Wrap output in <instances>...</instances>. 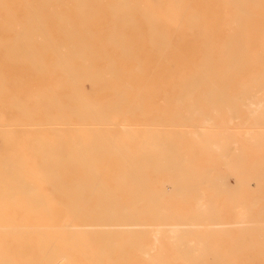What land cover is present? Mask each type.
I'll use <instances>...</instances> for the list:
<instances>
[{
  "label": "bare ground",
  "instance_id": "6f19581e",
  "mask_svg": "<svg viewBox=\"0 0 264 264\" xmlns=\"http://www.w3.org/2000/svg\"><path fill=\"white\" fill-rule=\"evenodd\" d=\"M12 1L0 264H264V0H174L139 43L54 41L35 7L21 31Z\"/></svg>",
  "mask_w": 264,
  "mask_h": 264
},
{
  "label": "rangeland",
  "instance_id": "374dc122",
  "mask_svg": "<svg viewBox=\"0 0 264 264\" xmlns=\"http://www.w3.org/2000/svg\"><path fill=\"white\" fill-rule=\"evenodd\" d=\"M6 1V0H5ZM10 1H12V0H10ZM16 1V0H15ZM21 1V0H20ZM17 2V6L18 7H16V6H10V8L12 7V9L15 11V16H16V20H17V22H16V20L14 21V23H15V25H14V28H17V27H19V25L21 24L22 25V27L23 26H25L24 27V30L25 31H27V30H29L30 29V26L29 25H31V23L30 22H28L27 21V19H29V13H27L28 12V10H26V9H28V8H30V7H35V8H37V11L38 12H36V14H37V16H39V17H41V18H43L41 21H43L44 22V24L46 25L44 28V30H48V31H46V32H49L50 30H51V36H50V39H52V40H54V41H59V40H83V41H92V42H97V41H105V40H107V38H106V36H108L109 35V30H110V34H111V38L108 36V40H114L115 38L117 39V40H121V41H128L129 40V43H139L140 42V40H144L145 38H146V40H148V39H155L156 37H151L150 36V33L152 34V33H156L157 31L159 32V31H161L162 30V27H160L161 25H163V26H165V25H167L168 24V22H169V24L167 25V26H171V25H173V24H175L176 23V21H174V20H168L166 17L167 16H170V17H174L175 15H176V11H174V9H175V4H174V0H167L168 2L167 3H163V0L161 1V0H82L83 1V3L82 4H84V5H82V4H80L82 1L81 0H27L28 1V3L26 2V0H22L21 2H26V3H21V2ZM46 1V2H45ZM74 1V2H73ZM99 1V2H98ZM131 1H133V3H130ZM161 1V2H160ZM165 1V0H164ZM34 2V3H33ZM66 2V3H65ZM79 2V3H78ZM117 4V5H115V6H117L116 7V9H118V10H116L114 7V4ZM118 2V3H117ZM122 3L123 4V6H122V4H119V3ZM124 2V3H123ZM128 2V3H127ZM153 2V3H152ZM157 2H159V3H157ZM166 2V1H165ZM11 3V2H10ZM9 3V4H10ZM12 3H13V1H12ZM21 3V4H20ZM45 3V4H44ZM63 3H65L63 6L65 7V9H64V7H61V5L60 4H63ZM77 4V6L75 5V4ZM136 3V4H135ZM160 3H162V4H160ZM20 4V5H19ZM25 4H26V6H25ZM32 4V5H31ZM66 4H67V7H66ZM111 4V5H110ZM113 4V5H112ZM146 4V5H145ZM164 4H166L165 5V7H164ZM16 5V4H15ZM28 5V6H27ZM38 5V6H37ZM87 5V6H86ZM121 5V6H120ZM144 5V6H143ZM158 5V6H157ZM192 4H187L186 5V9H188L187 11H190V6H191ZM23 6H25V9H24V7ZM40 6V7H39ZM46 6V7H45ZM50 6V7H49ZM56 6V7H55ZM69 6H72V7H74V8H69ZM108 6V7H107ZM114 6V7H113ZM119 6V7H118ZM161 6H163L162 7V9L164 10H161V11H159V9L161 8ZM167 6V7H166ZM26 7H28V8H26ZM48 7H49V9H48ZM54 7V8H53ZM82 7H84L83 8V10H82V12H81V9H82ZM113 7V8H112ZM123 7V8H122ZM126 7V8H125ZM147 7V8H146ZM154 7V8H153ZM1 8H3V7H1ZM5 8V7H4ZM3 8V9H4ZM42 8V9H41ZM66 8H68L67 10H69V13H68V11L66 12L65 10H66ZM76 8H79V10L78 9H76ZM110 8H112V9H110ZM144 8V9H143ZM149 8V9H148ZM3 9H1V11H3ZM42 10V11H39V10ZM75 9V10H74ZM108 9V10H107ZM152 10V12H151V10ZM118 11V12H116V11ZM167 10V11H166ZM57 11V12H56ZM71 11V12H70ZM100 11V12H99ZM113 12V14H112V12ZM133 11V12H132ZM137 11V12H136ZM148 11H150V14L148 13ZM156 11V12H155ZM30 12V11H29ZM49 12H51V13H49ZM74 12V13H73ZM78 12H81V14L80 13H78ZM96 13V14H94V15H98L99 14V16H98V19H97V21L99 20V25L101 26L100 27V29L102 30L103 29V31H102V34H100L101 33V30L100 29H98V30H96V28H94V27H92L91 25H92V22H91V25L90 24H88V23H90V22H88V23H86L87 21H86V19L88 18L89 20H93V19H90V17L89 16H93L92 14L93 13ZM115 12V13H114ZM2 13V14H1ZM9 13V12H8ZM146 13H148L150 16H146L145 14ZM159 13H160V15H159ZM167 13V14H166ZM169 13H170V15H169ZM4 14H6V11H5V9H4V11L3 12H0V18H2L3 16H4ZM10 14V13H9ZM8 14V15H9ZM47 14L49 15L48 17H47ZM54 14H55V16H57V18L59 17V16H61L62 15V17H59L58 19L55 17V19H54V17H52V15L54 16ZM60 14V15H59ZM67 15L66 17H65V15ZM69 14H71L70 16H69ZM83 14V15H82ZM147 14V15H148ZM164 14H166V15H164ZM26 15V16H25ZM30 15H31V13H30ZM111 15V16H110ZM172 15V16H171ZM2 16V17H1ZM79 16V17H78ZM84 16V18L82 19L81 17H83ZM132 16V17H131ZM141 16V17H140ZM151 16H152V18H151ZM160 16V17H159ZM27 19H26V18ZM70 17V18H69ZM114 17V18H113ZM130 18V19H126V18ZM150 18V22H149V18ZM159 17V18H158ZM45 18V19H44ZM75 18V19H74ZM77 18V19H76ZM92 18V17H91ZM93 18H95V17H93ZM103 18V19H102ZM140 18V19H139ZM161 18H163V19H161ZM59 19H60V21L61 22H59ZM79 19V20H78ZM145 19V20H144ZM147 19V20H146ZM160 19V20H159ZM19 20V21H18ZM24 20V21H23ZM52 20V21H51ZM57 20H58V22H57ZM67 20V21H66ZM131 22H130V21ZM142 20V21H141ZM163 20H165V21H163ZM4 21V22H3ZM26 21V22H25ZM63 21V22H62ZM85 22L84 23V26H82L83 25V22ZM127 21V22H126ZM129 21V22H128ZM145 21V24L144 25H146V26H144V25H142L143 24V22ZM152 21V22H151ZM162 21V22H161ZM0 22L2 23L1 25H0V27H3L4 25H6L5 24V20H0ZM20 22V24L19 25H17L16 26V24H18ZM82 24H81V23ZM94 22V21H93ZM165 22H167V23H165ZM7 23V22H6ZM26 23V24H25ZM68 23H69V25H68ZM72 25H71V24ZM80 23V24H79ZM97 23V22H96ZM96 23H95V25H96ZM140 23H141V25H140ZM149 23L151 24V26L149 25ZM160 23H162V24H160ZM171 23V24H170ZM7 24H9V23H7ZM56 24H57V26H56ZM60 24V25H59ZM67 24V25H66ZM109 24V25H108ZM80 25V26H79ZM90 25V26H89ZM94 25V24H93ZM113 25V26H112ZM58 26H59V28H58ZM98 26V25H97ZM97 26H95V27H97ZM22 27H19V29L21 28V31H23V29H22ZM57 27V28H56ZM99 27V26H98ZM112 27H114L113 29H114V31H112ZM150 27V28H149ZM154 27V28H153ZM14 28H12V30L14 31V32H16L17 31V33H18V30L17 29H15L14 30ZM29 28V29H28ZM80 28V29H79ZM136 28V29H135ZM9 29V28H8ZM74 29V30H73ZM105 29V30H104ZM134 30V32H133V30ZM151 29V30H150ZM69 30H70V32H69ZM88 30V31H87ZM136 30V31H135ZM13 31H12V33H13ZM20 31V32H21ZM24 31V32H25ZM78 33H77V32ZM87 33H86V32ZM5 32L6 31H1V36H7V37H9V38H11V39H13V37L15 36L20 42H24L25 40H24V38L25 37H21L20 36V38H18L16 35H14V34H12V33H10L11 32V30H10V32H8V34H7V32H6V35H5ZM88 32H91V33H88ZM103 32H104V34H103ZM123 32V33H122ZM50 33V32H49ZM64 33V34H63ZM76 33V36L74 35ZM86 33V34H85ZM108 33V34H107ZM114 33V34H113ZM19 34V33H18ZM115 34H116V37H115ZM13 36V37H10V36ZM66 35V36H65ZM68 35V36H67ZM74 35V36H73ZM120 35V37H117V36H119ZM105 36V37H104ZM124 36V38H122ZM67 37V38H66ZM77 37V38H76ZM142 37V38H141ZM144 37V38H143ZM149 37V38H148ZM16 38H14L15 40H16ZM23 38V39H22ZM42 39H46V38H44V37H41ZM76 38V39H75ZM92 38V39H91ZM94 38V39H93ZM123 40H122V39ZM127 38V39H126ZM148 38V39H147ZM11 39H7L8 41H6V46H9V41H11ZM26 39H28V38H26ZM115 39V40H116ZM138 39V40H137ZM17 41V40H16ZM18 41V42H19ZM0 62H1V64L3 65V67H1L0 66V73L2 74L1 76H0V78L2 79V80H6L7 81V83H5V84H3L2 86L4 87H7V88H11V87H13L14 85L12 84V81H15L16 80V83H19V82H24L25 81V79H26V81L28 80V76L26 75V73H25V75H23V73H22V68L24 67V68H26V67H28L29 66V59H24V57H22V56H17L16 58H13V56L11 57V56H6V57H4V56H2V54H0ZM11 57V58H10ZM23 58L24 60H22V59H20V58ZM10 59V60H9ZM0 64V65H1ZM14 66H15V68H20L21 70L20 71H16L17 69H14ZM5 68H7V69H5ZM11 69V71H10V69ZM12 68H13V70H12ZM19 70V69H18ZM8 71V72H7ZM13 71H15L14 73H12ZM19 72V73H18ZM12 74V75H11ZM18 76V77H17ZM84 82V84H83V87H84V89H86V90H88V88H89V81H87V80H84L83 81ZM1 86V85H0ZM122 236V235H121ZM190 236V235H189ZM211 235H209V237H210ZM215 237H216V235H214ZM213 236V234H212V236L210 237L211 239H213L212 237H214ZM187 237H188V234H187ZM207 237H208V235H207ZM214 237V239H216L217 237H218V235H217V237L215 238ZM220 245V244H219ZM187 252V254H189L188 253V251H186ZM185 253V252H184ZM184 253H183V255H184ZM251 254H248L247 255V257L249 258V260H251L252 259V255L250 256ZM185 257H187L186 255H184ZM190 256V255H189ZM194 256V255H193ZM195 257V256H194ZM209 258V259H208ZM207 259H206V264H215L214 263V261L213 260H211V258L210 257H208ZM193 259H195V258H193L192 257V261H193ZM186 260H190L189 259V257H188V259L186 258ZM174 262V261H173ZM173 262H171V263H173ZM176 262V263H175ZM174 263L175 264H182V262L180 261H175ZM185 262V261H184ZM184 262H183V264H184ZM198 262V261H197ZM209 262H211V263H209ZM185 264H186V262H185ZM193 264H195V263H193ZM200 264V263H199Z\"/></svg>",
  "mask_w": 264,
  "mask_h": 264
}]
</instances>
